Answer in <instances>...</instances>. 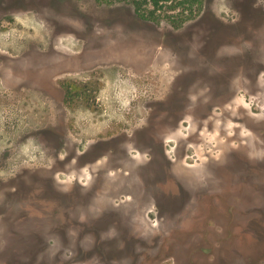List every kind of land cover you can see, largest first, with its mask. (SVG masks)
Masks as SVG:
<instances>
[{
    "label": "rangeland",
    "instance_id": "374dc122",
    "mask_svg": "<svg viewBox=\"0 0 264 264\" xmlns=\"http://www.w3.org/2000/svg\"><path fill=\"white\" fill-rule=\"evenodd\" d=\"M0 264H264V0H0Z\"/></svg>",
    "mask_w": 264,
    "mask_h": 264
},
{
    "label": "trees",
    "instance_id": "16d2710c",
    "mask_svg": "<svg viewBox=\"0 0 264 264\" xmlns=\"http://www.w3.org/2000/svg\"><path fill=\"white\" fill-rule=\"evenodd\" d=\"M108 4L122 2L130 4L140 18L165 20L174 26H180L194 18L199 12L203 0H97ZM76 88V85H73Z\"/></svg>",
    "mask_w": 264,
    "mask_h": 264
}]
</instances>
